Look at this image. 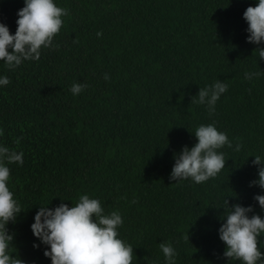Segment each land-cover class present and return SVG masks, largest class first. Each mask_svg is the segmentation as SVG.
<instances>
[{
	"label": "trees",
	"instance_id": "obj_1",
	"mask_svg": "<svg viewBox=\"0 0 264 264\" xmlns=\"http://www.w3.org/2000/svg\"><path fill=\"white\" fill-rule=\"evenodd\" d=\"M54 2L69 13L54 38L59 47L14 70L0 61V78L10 80L0 86V145L24 153L22 166L7 165L22 210L7 226L12 254L51 264L31 230L39 206L72 207L88 195L106 214H121L119 238L133 247V264H167L160 243L175 248L176 264H242L224 257L219 229L226 199L264 219L254 199L264 190L250 186L259 179L255 156L264 159V60L255 52L264 44L247 42L244 19L258 0ZM24 6L0 0V23L13 35ZM218 80L228 91L214 114L191 103ZM74 83L87 87L73 95ZM208 124L232 142L220 149L226 167L201 184L172 181L175 157ZM259 240L264 253V234Z\"/></svg>",
	"mask_w": 264,
	"mask_h": 264
},
{
	"label": "clouds",
	"instance_id": "obj_2",
	"mask_svg": "<svg viewBox=\"0 0 264 264\" xmlns=\"http://www.w3.org/2000/svg\"><path fill=\"white\" fill-rule=\"evenodd\" d=\"M25 6L18 11L17 29L15 35L10 29L0 23V61L7 68L14 70L23 61H39L43 49L58 48L54 38L63 26V17L68 10L56 5L54 0H24ZM248 24L247 42L256 45L264 44V0H258L255 7L249 6L244 12ZM97 36H102L101 32ZM78 42V41H74ZM264 60V47H258L255 52ZM261 73H245V78L251 80ZM105 80L109 76L105 74ZM10 80L5 76L0 78V86H7ZM87 85L74 83L71 86L73 95H79ZM228 91V85L216 81L213 85L200 88L197 99L191 103L206 105L210 114L215 113V107L221 96ZM194 98V97H193ZM0 129V136H3ZM197 143L188 148L185 146L175 157L170 179L172 181L191 178L201 184L216 178L226 167L225 156L220 149L232 148V142L226 133L217 130L214 124L200 125L195 131ZM14 143H20L17 138ZM242 145L237 144L235 150L240 151ZM24 153L17 152L0 145V264H24V261L12 254L11 245L14 234L8 229L21 214V206L14 198L9 188L10 168L8 164L24 163ZM254 166H258L259 179L252 181L250 186H258L264 190V159L255 156ZM255 201L264 209V195H256ZM63 201V200H62ZM133 203L137 201L133 200ZM225 207L229 209L222 226L219 229L221 241L226 245L224 257L228 260L241 261L242 264H264V253L259 249V237L264 234V219L254 214L252 207L239 204L229 207L228 199ZM31 225L33 235L46 246L44 256L51 264H133L134 249L122 240L118 229L123 225V219L118 211L105 213L98 199L82 195L75 206L69 207L61 203L54 209L49 206H39ZM189 239V235L185 236ZM34 248L39 245L34 244ZM167 264H176L178 255L171 243H160Z\"/></svg>",
	"mask_w": 264,
	"mask_h": 264
}]
</instances>
